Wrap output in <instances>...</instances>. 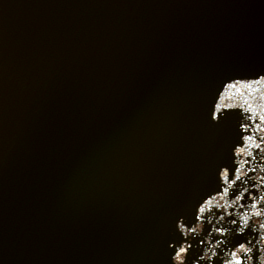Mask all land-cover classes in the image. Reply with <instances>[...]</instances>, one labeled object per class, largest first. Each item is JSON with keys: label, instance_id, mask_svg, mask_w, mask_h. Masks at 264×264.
<instances>
[{"label": "water", "instance_id": "95a60500", "mask_svg": "<svg viewBox=\"0 0 264 264\" xmlns=\"http://www.w3.org/2000/svg\"><path fill=\"white\" fill-rule=\"evenodd\" d=\"M260 75L264 0H0V264L264 255Z\"/></svg>", "mask_w": 264, "mask_h": 264}, {"label": "snow or ice", "instance_id": "6c2138e0", "mask_svg": "<svg viewBox=\"0 0 264 264\" xmlns=\"http://www.w3.org/2000/svg\"><path fill=\"white\" fill-rule=\"evenodd\" d=\"M261 81H264V75H260L259 79L253 81L254 83L259 84ZM235 87V85H233ZM241 128L246 132L247 127L245 125H241ZM247 139H251V137H247ZM260 140L262 143H264V137H260ZM259 147V145L257 146ZM237 155H240V152L236 153ZM240 171L239 166L233 168L231 172H229L228 168H224L221 172V179L225 182V186L222 189V194H228L230 190V186L235 184L240 178L236 175L237 172ZM233 195L235 196L236 200H240L243 198L242 194L238 192H234ZM252 200L257 199L256 197H249ZM260 200L264 201V196L259 197ZM255 203L253 204V207H255ZM199 213H204V207H199ZM264 213L257 212L256 215H262ZM197 220H199V215L196 217ZM232 224H236V220L231 221ZM260 229H264V223H261L259 225ZM187 231L189 232H195V228H188ZM217 232H220L223 234V230L221 228L216 229ZM245 229L243 226H240L237 229V233L240 236V238L243 240V242H240L239 240L237 243L233 246L234 250H230L229 256L227 258H221L222 264H246L247 261L256 260L257 264H264V255H258L253 250L254 248H257L256 244H253V241L248 239L244 235ZM203 241H201L202 243ZM259 242H264V237L260 238ZM167 244V251L169 255V264H185V260L188 259L189 264H191L192 257H186V253L189 252V249L192 247L191 244L182 245L179 240H176L175 242H172L170 240L166 241ZM259 253H264V249H258ZM174 253V255H173ZM210 259V258H208Z\"/></svg>", "mask_w": 264, "mask_h": 264}]
</instances>
